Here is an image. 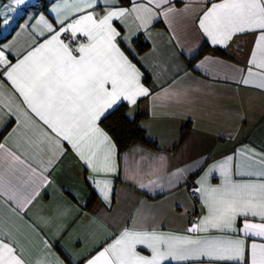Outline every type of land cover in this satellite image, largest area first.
<instances>
[{
    "label": "crops",
    "instance_id": "obj_1",
    "mask_svg": "<svg viewBox=\"0 0 264 264\" xmlns=\"http://www.w3.org/2000/svg\"><path fill=\"white\" fill-rule=\"evenodd\" d=\"M214 2L221 0H167L159 7L148 0H96L86 10L103 14L110 7L146 4L155 13L146 27L136 13L114 21L127 37L121 50L140 69L141 83L150 91L135 104L121 101L113 109L124 105L154 144L134 143L120 153L115 146L114 171L93 173L67 141L56 148L55 134L0 75V240L14 244L25 264H87L125 228L134 227L194 238H242L250 264L251 244H264V237L187 231L207 215L197 191L200 182L222 186L220 165L229 157L232 181L264 182L259 175L264 172V69L249 63L259 32L236 34L226 45L212 44L199 21ZM83 6L84 0H24L19 5L0 0V9L8 12L4 18L0 14V52L10 64L17 63L53 35L47 25L59 30L58 21L66 16V26L85 14L76 11ZM138 37L148 44L140 54L133 41ZM205 44L227 57L207 52L191 63ZM5 67L0 65V73ZM97 181L101 187L108 184L107 199ZM189 181L201 199L194 223ZM244 219H237L238 228ZM246 219L264 223L259 217ZM164 264L236 262L203 257Z\"/></svg>",
    "mask_w": 264,
    "mask_h": 264
},
{
    "label": "snow or ice",
    "instance_id": "obj_2",
    "mask_svg": "<svg viewBox=\"0 0 264 264\" xmlns=\"http://www.w3.org/2000/svg\"><path fill=\"white\" fill-rule=\"evenodd\" d=\"M14 2L19 5L24 0ZM95 3L96 0H84V6L76 11L85 14L66 26L65 16L58 21L59 30L47 25L53 35L17 63L10 64L0 52V65L6 66L0 75L6 76L27 109L55 134L52 140L56 148L61 147V140L67 141L93 173H103L115 169V144L99 126L101 118L118 102L135 104L150 91L141 83L140 69L121 50L119 45L127 37L121 36L114 21L136 13V19L146 27L155 13L146 4H134L130 9L110 7L103 14L86 11L94 8ZM148 3L159 7L167 0H148ZM199 27L214 45H226L239 33L258 31L249 63L264 69V0L214 2L204 11ZM244 83L249 81L245 79ZM260 86L264 87V83ZM3 148L0 144V149ZM9 155L19 159L12 153ZM230 160L231 157L220 165L225 177L222 186L210 187L200 182L202 186L197 191L207 215L187 231L215 229L264 237V223L246 219L252 216L264 221V182L232 181L228 172ZM259 175L264 176V172ZM96 183L107 199L108 184L105 182L101 187L99 181ZM239 217L245 219L238 228ZM250 248V264H264V244L252 243ZM203 257L249 264L242 238L230 235L194 238L135 227L125 228L87 264H164L169 259L199 261ZM0 264H25V261L17 254L14 244L0 240Z\"/></svg>",
    "mask_w": 264,
    "mask_h": 264
},
{
    "label": "trees",
    "instance_id": "obj_3",
    "mask_svg": "<svg viewBox=\"0 0 264 264\" xmlns=\"http://www.w3.org/2000/svg\"><path fill=\"white\" fill-rule=\"evenodd\" d=\"M120 2L122 4H127L128 0H120ZM139 38L140 37L135 38L133 41L136 43L135 47L140 54L148 49V44ZM207 52H211L218 56L227 57L223 50L218 48L212 49L207 46V44H205L199 53L191 60V63ZM100 125L112 138L119 153L134 143H140L148 146L154 145L147 140L144 131L139 127L138 118L131 119L127 116L126 107L124 105H119L113 109L101 120ZM3 132L0 134V138Z\"/></svg>",
    "mask_w": 264,
    "mask_h": 264
},
{
    "label": "built area",
    "instance_id": "obj_4",
    "mask_svg": "<svg viewBox=\"0 0 264 264\" xmlns=\"http://www.w3.org/2000/svg\"><path fill=\"white\" fill-rule=\"evenodd\" d=\"M187 186H188V190H189V196H190L191 200L193 201L194 208H195V212L190 214L189 218L194 223L200 217V214L196 210L201 207V199L199 197L198 192L196 191V189L194 187V184L191 181H189Z\"/></svg>",
    "mask_w": 264,
    "mask_h": 264
},
{
    "label": "rangeland",
    "instance_id": "obj_5",
    "mask_svg": "<svg viewBox=\"0 0 264 264\" xmlns=\"http://www.w3.org/2000/svg\"><path fill=\"white\" fill-rule=\"evenodd\" d=\"M0 13H3V18L5 17V15L8 13L7 10H5L4 8L0 9ZM17 13V12H16ZM2 15V14H1ZM39 18V17H38Z\"/></svg>",
    "mask_w": 264,
    "mask_h": 264
}]
</instances>
